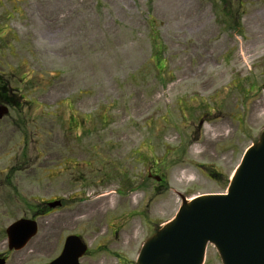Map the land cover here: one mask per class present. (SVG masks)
Returning <instances> with one entry per match:
<instances>
[{
  "label": "rangeland",
  "instance_id": "374dc122",
  "mask_svg": "<svg viewBox=\"0 0 264 264\" xmlns=\"http://www.w3.org/2000/svg\"><path fill=\"white\" fill-rule=\"evenodd\" d=\"M0 70L33 102L23 112L34 121L20 125L11 109L0 120V170L16 153L26 160L29 132L36 154L61 134L60 98L68 86L79 113L92 122L109 116L116 138L127 132L112 157L117 170L127 163L134 187L127 208L158 184L142 178L146 168L165 179L155 196L156 222L164 224L180 205L178 193L224 192L264 130V0H0ZM53 145L59 155L60 144ZM87 147L83 157L94 170L100 157ZM11 180L15 203L11 189L0 188V217L7 221L28 217L30 204L27 171ZM145 234L135 235L133 250ZM204 264H222L211 244Z\"/></svg>",
  "mask_w": 264,
  "mask_h": 264
},
{
  "label": "flooded vegetation",
  "instance_id": "af4514ba",
  "mask_svg": "<svg viewBox=\"0 0 264 264\" xmlns=\"http://www.w3.org/2000/svg\"><path fill=\"white\" fill-rule=\"evenodd\" d=\"M18 82L24 84L22 78H18ZM69 93L68 86H64L57 123L61 134L45 140L46 151L41 149L40 154H36L35 132H29L32 149L23 156L26 160L21 163L16 153L11 166L0 170V175L6 174L3 178L0 176V188L11 189L14 203L17 186L12 184L11 178L21 170L27 171L31 179L28 218L35 222V234L22 248H17L9 244L6 229L19 217L11 221L0 217V264H132L130 259L133 254L136 258L140 245L132 249L135 235L145 230L146 238L160 224L155 217L161 207L155 196H160L165 179H158L157 185L148 188L140 204L127 208V195L132 189L127 184V163L117 170L112 159L117 143L121 140L127 143V132L122 135L123 139L116 138L115 122H109V116L92 122L89 114L79 113L74 108ZM0 103L15 110L20 116V125L33 124L31 111L23 112L25 107L31 106V101L22 88L5 80L1 70ZM49 125L53 127L54 123ZM47 135L51 136V130ZM54 143L60 144L59 155ZM83 145L88 146V152L91 149L100 157L99 166L94 170L88 169L94 164L84 159ZM85 167L88 170L84 171ZM210 175L220 173L215 170ZM148 176L157 179L150 171ZM1 210L3 214L5 209ZM66 243L68 255L57 261Z\"/></svg>",
  "mask_w": 264,
  "mask_h": 264
},
{
  "label": "water",
  "instance_id": "95a60500",
  "mask_svg": "<svg viewBox=\"0 0 264 264\" xmlns=\"http://www.w3.org/2000/svg\"><path fill=\"white\" fill-rule=\"evenodd\" d=\"M6 113L0 105V118ZM34 228L29 220L11 225L10 244L22 247ZM207 243L215 246L222 264H264V134L245 152L227 194L184 202L145 243L138 264H202Z\"/></svg>",
  "mask_w": 264,
  "mask_h": 264
},
{
  "label": "bare ground",
  "instance_id": "6f19581e",
  "mask_svg": "<svg viewBox=\"0 0 264 264\" xmlns=\"http://www.w3.org/2000/svg\"><path fill=\"white\" fill-rule=\"evenodd\" d=\"M260 115H261V113H260Z\"/></svg>",
  "mask_w": 264,
  "mask_h": 264
}]
</instances>
